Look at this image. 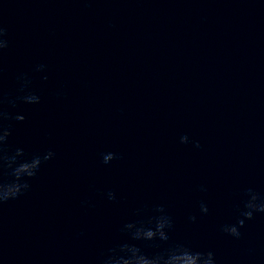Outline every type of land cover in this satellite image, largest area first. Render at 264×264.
Here are the masks:
<instances>
[{
    "label": "water",
    "instance_id": "95a60500",
    "mask_svg": "<svg viewBox=\"0 0 264 264\" xmlns=\"http://www.w3.org/2000/svg\"><path fill=\"white\" fill-rule=\"evenodd\" d=\"M0 25L7 148L56 153L0 205V264H102L161 205L170 243L264 264V214L240 240L220 231L247 189L264 194V0H0ZM22 73L41 104L7 102ZM109 151L120 158L104 165Z\"/></svg>",
    "mask_w": 264,
    "mask_h": 264
},
{
    "label": "clouds",
    "instance_id": "9594fccd",
    "mask_svg": "<svg viewBox=\"0 0 264 264\" xmlns=\"http://www.w3.org/2000/svg\"><path fill=\"white\" fill-rule=\"evenodd\" d=\"M6 29L0 25V52L8 48ZM37 73H46L47 66L39 64L34 69ZM42 79L47 81V75ZM19 84V94L10 98L7 102L16 107L17 102L27 105H39L42 103L41 96L35 91H29L31 78L28 74L22 73L17 76ZM3 103V101H0ZM13 119L5 111H0V169L6 170L8 178L0 181V205L19 199L31 190L30 181L34 180L42 167L56 157L52 150L46 152L26 154L25 149L17 147L10 152L7 148L10 137L12 136V126L3 124V121ZM14 119L23 123L26 119L24 115H16ZM180 143L188 145L194 144L196 148H201L198 141H193L188 135L180 137ZM115 152L101 153L102 163L110 165L119 159ZM201 192H206L207 188L200 186ZM107 199L116 201L117 196L114 192H108ZM242 206L237 207L234 223H225L220 231L236 240L242 238L241 229L246 226L247 221H252L258 214H264V194L251 188L243 193ZM143 210L137 211V216ZM199 211L202 215L209 214V207L201 201ZM155 215L147 219H138L126 223L121 232L126 239L109 250L102 257V264H217V257L213 251H200L187 243L171 241V233L175 230L174 220L164 206H157L154 209ZM190 221L195 223L197 216L192 215ZM149 249H152L150 251Z\"/></svg>",
    "mask_w": 264,
    "mask_h": 264
}]
</instances>
